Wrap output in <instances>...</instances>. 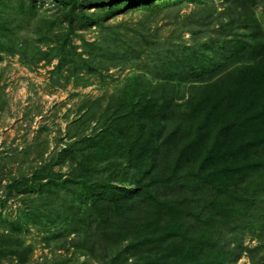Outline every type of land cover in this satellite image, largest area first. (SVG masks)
Masks as SVG:
<instances>
[{
	"label": "trees",
	"instance_id": "1",
	"mask_svg": "<svg viewBox=\"0 0 264 264\" xmlns=\"http://www.w3.org/2000/svg\"><path fill=\"white\" fill-rule=\"evenodd\" d=\"M16 1L0 0V59H58L55 72L67 76L132 70L104 108L93 101L69 124L62 149L48 159L47 149L29 176L4 185L1 203L21 197L17 219L0 214V263H27L32 248L17 234L28 224L56 250L83 255L78 264H264V0H175L195 6L184 18L173 0H94L93 11L87 0H57L67 29L46 51L51 19L35 23V38L49 37L30 45L36 8ZM134 4L171 11L176 31L165 37L145 25L144 35L120 34L104 25ZM80 14L82 28L112 31L70 45ZM182 29L189 39L173 40ZM91 121L97 126L85 136ZM61 158L73 159L61 162L65 172L55 170Z\"/></svg>",
	"mask_w": 264,
	"mask_h": 264
},
{
	"label": "rangeland",
	"instance_id": "2",
	"mask_svg": "<svg viewBox=\"0 0 264 264\" xmlns=\"http://www.w3.org/2000/svg\"><path fill=\"white\" fill-rule=\"evenodd\" d=\"M13 1L17 3L16 0ZM32 1L37 11H34L35 18L31 17L30 22H28L29 30H25L29 33L27 42L36 47L49 37L48 35V37L40 39L38 36L37 38L34 36L35 23H39V19L46 15L51 19L47 24L52 26V35L51 33L50 35L54 37L51 38L47 47H42V49L45 51L52 49L60 42V34L67 29L68 22L66 21V12L63 10L64 6L59 5L57 0H26L28 4ZM87 1L88 3L85 4L87 11L99 9V6L92 2L94 0ZM214 1L216 5L221 3L219 0ZM141 3L148 4L150 1H141L138 4ZM169 4L173 10H180L182 18L195 8L192 3L187 1L182 4L173 0ZM79 7H77V11ZM172 16L171 11L164 15L160 11H137L134 4L133 6H126V9L113 15L104 25L107 23L121 28L120 34L132 33L131 30L134 28L143 35L148 32L145 25H150L152 28L156 26L158 35L169 37L176 31L177 27ZM80 17L82 14L73 15L74 23L81 29H76L72 39L70 38V45L82 44L81 37L86 42L96 41L100 36L112 31L100 26L82 28L86 26L79 20ZM258 19L264 28V17ZM198 21L200 19L192 22V26H195ZM139 22L146 23L144 26H138ZM183 30L176 32L173 40H178L181 37L184 40L189 39L190 34ZM35 60L36 58L33 60L31 58L25 59L18 54L12 56L4 54L0 59V154L6 157L0 161V177L2 178L0 199L4 197V185L18 175L29 176L30 171L39 163V158L44 151L48 149V152L44 154V158L48 159L50 153L57 152L65 146V143L70 140L67 137L69 124L75 119H79L88 105L97 101L94 108H104L114 87L117 86L120 79L122 80L132 70L120 66V68L104 72L101 76L87 74L84 68L67 76V71L55 72L54 68L58 64V59H52L49 63L34 62ZM89 114L90 112L85 113L86 116ZM90 123L91 125L85 129V136L92 134L93 128L97 126L93 121ZM73 131L76 132V128L71 127V132ZM74 139L76 137L71 140ZM71 160L73 159L61 158L60 163L56 164L55 170L60 169L65 172L67 166L61 162ZM32 193L36 194V192ZM20 197L13 196L5 203L0 202L2 217L17 219ZM17 236L24 241L25 245H29L30 249L32 248L26 264H50V260L56 255L71 256L73 259L68 264L86 261V258L81 254L73 256L71 249L69 251L56 250L54 240L49 245L47 241L43 240L46 233L36 231L28 224H22V229ZM245 260L246 258L242 257L239 262ZM0 264L9 263L4 258Z\"/></svg>",
	"mask_w": 264,
	"mask_h": 264
}]
</instances>
